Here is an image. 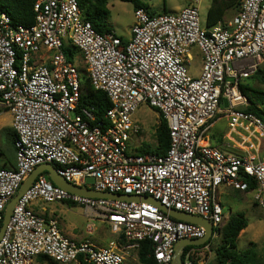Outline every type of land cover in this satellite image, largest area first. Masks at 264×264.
Here are the masks:
<instances>
[{
  "label": "built area",
  "instance_id": "built-area-1",
  "mask_svg": "<svg viewBox=\"0 0 264 264\" xmlns=\"http://www.w3.org/2000/svg\"><path fill=\"white\" fill-rule=\"evenodd\" d=\"M199 3L175 14L133 10L130 37L122 40L93 30L76 0H37L28 27L0 13V109L12 117L15 151L14 167L0 166V225L9 201L44 164L72 186L146 196L201 217L212 225L211 238L228 218L220 188L247 193L246 180L254 181L250 192L264 213V123L244 110L249 100L240 88L264 60V0H240L230 21L210 28L200 27ZM194 47L202 61L197 76L190 73ZM74 51L92 89L110 102L104 123L94 124L92 111L80 104L84 79ZM141 104L157 110L167 125L164 155L127 152L142 132L132 121ZM220 118L227 122V142L216 147L204 135ZM66 201L90 223L122 236L126 246L74 241L54 218L31 209L34 202ZM87 231L93 232L92 224ZM204 234L201 226L174 220L152 204L69 194L40 174L14 206L0 240V264H31L38 257L59 264H127L122 251L146 241L156 264H171L176 242ZM208 248L185 247L182 264H206L202 252Z\"/></svg>",
  "mask_w": 264,
  "mask_h": 264
},
{
  "label": "rangeland",
  "instance_id": "rangeland-1",
  "mask_svg": "<svg viewBox=\"0 0 264 264\" xmlns=\"http://www.w3.org/2000/svg\"><path fill=\"white\" fill-rule=\"evenodd\" d=\"M156 14L169 13L175 14L184 6L190 5L194 0H142ZM211 0H200L198 4L200 27L205 28L207 20V11ZM238 10H230L224 14L223 21L227 22L237 14ZM107 30L122 37H128L130 26L133 23V6L129 2H121L120 0H110L107 5V16L103 21ZM193 62L190 65V73H196L200 62V52L194 47L192 48ZM73 63L82 74V78H86V71L82 58L77 51H74ZM264 70V60L258 65V69ZM244 84L249 87L257 88L264 92V85L253 78H249ZM158 114L151 108L141 104L132 117V121L136 123L142 132L132 137L129 142L128 153H136V149L142 145H147L151 150H155L156 139L155 132L158 127ZM12 122V117L8 112L0 114V131L5 125ZM226 119L220 118L216 123L205 132L204 140L209 143H218L219 147H223L222 143L227 142L225 134L227 133ZM5 133H0V146L3 151L6 149ZM13 160V158H11ZM12 163L5 157L0 156V164L7 166ZM8 168V167H6ZM250 192V191H249ZM235 192L230 189H219V200L223 207L225 217L231 213L242 212L248 221V226L244 230V234H239L236 245L239 251L252 249L258 256L264 258V213L254 204L252 193ZM34 213L52 217L57 221V226L69 239L74 241H88L98 247L105 246L109 241L117 239L112 235L105 224H99L97 221L90 223L85 217L84 211L80 207L69 206L64 203H42L34 202L31 206ZM47 212V213H46ZM93 226V232L87 231V226ZM117 241V240H116ZM220 237L214 236L207 245L208 250L202 252V261L206 264H213L215 258V249L219 245ZM123 255L127 264H138L135 252L131 249H124ZM31 264H59L50 259L41 262L38 258H34Z\"/></svg>",
  "mask_w": 264,
  "mask_h": 264
},
{
  "label": "trees",
  "instance_id": "trees-1",
  "mask_svg": "<svg viewBox=\"0 0 264 264\" xmlns=\"http://www.w3.org/2000/svg\"><path fill=\"white\" fill-rule=\"evenodd\" d=\"M37 0H0V13L6 14L11 18L13 24L22 25L25 27L31 26L34 23L33 5ZM79 9L85 21L89 22L93 30L100 34L109 33L104 20L107 16V5L110 0H76ZM121 2H129L133 6V10L143 9L149 15L153 16L156 13L142 0H120ZM240 0H211L207 11V20L205 26L207 28L215 26L223 21L224 14L230 10H239ZM123 38L121 37V40ZM69 53V51H68ZM72 56V55H70ZM250 78L255 79L264 85V70L258 69ZM241 92L249 100V105L244 109L256 115L264 123V92L257 88L249 87L247 84L241 85ZM80 104L83 107L90 109L95 117L94 124L104 123V115L110 108V102L106 95L101 91L92 89L87 79H84L82 84V95ZM158 114V127L155 132L156 147L151 150L149 146L142 145L136 149V153L145 155L148 153L161 156L164 155L169 148V133L165 121L159 115L158 111L153 109ZM5 133L6 149L0 151V154L7 158H14L15 151L13 148V134L11 129H2L0 133ZM3 147L0 146V150ZM48 178L46 173H43ZM49 180V178H48ZM248 183V192L255 188V182L246 180ZM237 192V191H235ZM69 206H74L69 202H64ZM248 226V221L245 215L241 212L230 214L219 230L220 237L219 245L215 249V258L213 264H264V258L258 256L251 248L245 251L237 249V239L239 234ZM1 227V225H0ZM117 243L120 248L126 246V243L119 236ZM210 240L203 246H207ZM135 252L138 264H156L152 256L151 243L141 242ZM38 260L44 262L45 257H38Z\"/></svg>",
  "mask_w": 264,
  "mask_h": 264
},
{
  "label": "water",
  "instance_id": "water-1",
  "mask_svg": "<svg viewBox=\"0 0 264 264\" xmlns=\"http://www.w3.org/2000/svg\"><path fill=\"white\" fill-rule=\"evenodd\" d=\"M224 106H227L226 102L223 101ZM46 173L48 175L49 181L56 187L68 192L69 194H74L82 197H90V198H96V199H108V200H120V201H128V202H143V203H148L156 206L159 208L161 211L169 215L174 220L184 222V223H189V224H195L198 226H201L204 228L205 234L201 239L197 240H187V239H182L179 240L178 242L175 243L174 248H173V259L171 264H182V254L184 251V248L187 246H203L206 244L213 233L212 230V225L209 221H206L202 219L201 217L198 216H193V215H187L182 212L173 210V209H167L164 206L160 205V203L153 198L146 197V196H127V195H111L108 193H101V192H96L93 190H86L82 189L79 187L72 186L71 184L67 183L62 177H60L55 168L50 165V164H44L36 167L32 173L27 177V179L22 183L19 191L17 194L9 201L7 204L4 214H3V219H2V224L0 227V240L2 239L5 231V227L8 224V221L12 215L13 209L19 198L26 192V190L30 187V185L33 183L35 178L39 176L40 174Z\"/></svg>",
  "mask_w": 264,
  "mask_h": 264
},
{
  "label": "crops",
  "instance_id": "crops-1",
  "mask_svg": "<svg viewBox=\"0 0 264 264\" xmlns=\"http://www.w3.org/2000/svg\"><path fill=\"white\" fill-rule=\"evenodd\" d=\"M187 6V5H186ZM185 7V6H184ZM132 25V24H131ZM131 27V26H130ZM122 37V36H121ZM130 37V33H129V35H128V37H122V38H125V39H128ZM200 62H202L201 61V58H200ZM200 66H201V64L198 66V69L196 70V73H193V74H191V75H193V76H197L198 74H199V71H200ZM4 112H7V111H4V110H2V109H0V114L1 113H4ZM216 123V122H215ZM214 123V124H215ZM213 124V125H214ZM2 128H6V129H11L12 130V122L9 124V125H5V126H3ZM12 134H13V130H12ZM209 144H211L212 146H216V147H219L218 146V143L217 142H215L214 144H212V143H209ZM229 151H231L232 153L234 152L235 153V151H237L236 149H234V150H229ZM0 156H2V157H5L6 159H8L9 161H11L12 163H10L8 166L6 165V164H3V165H1L0 164V166H2V167H8V168H10V167H14V165H15V160H14V158H13V160H11V158H7L6 156H3V155H1L0 154ZM249 193H251V192H249ZM255 204V203H254ZM256 205V204H255ZM47 213V212H46ZM242 213V212H241ZM40 214H42V213H40ZM47 215V214H46ZM45 215V216H46ZM247 219V218H246ZM100 224V223H99ZM244 232V230L241 232V236H242V234H244L243 233Z\"/></svg>",
  "mask_w": 264,
  "mask_h": 264
}]
</instances>
